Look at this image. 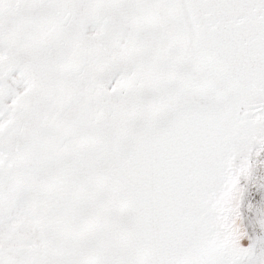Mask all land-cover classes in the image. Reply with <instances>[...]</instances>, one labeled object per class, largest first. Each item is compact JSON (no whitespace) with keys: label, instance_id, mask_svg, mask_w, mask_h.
Returning <instances> with one entry per match:
<instances>
[{"label":"snow or ice","instance_id":"1","mask_svg":"<svg viewBox=\"0 0 264 264\" xmlns=\"http://www.w3.org/2000/svg\"><path fill=\"white\" fill-rule=\"evenodd\" d=\"M254 152L264 0H0V264H264Z\"/></svg>","mask_w":264,"mask_h":264},{"label":"rangeland","instance_id":"2","mask_svg":"<svg viewBox=\"0 0 264 264\" xmlns=\"http://www.w3.org/2000/svg\"><path fill=\"white\" fill-rule=\"evenodd\" d=\"M252 159L251 175L241 178V186L244 188L242 213L249 233L255 235L262 231L258 226L253 228L251 219L255 216V209L264 204V152L259 154L254 152Z\"/></svg>","mask_w":264,"mask_h":264}]
</instances>
